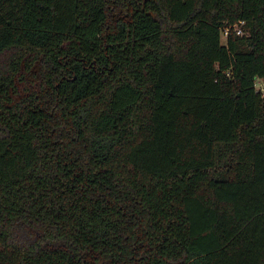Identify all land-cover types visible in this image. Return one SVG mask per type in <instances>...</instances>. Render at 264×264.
<instances>
[{
	"label": "trees",
	"instance_id": "1",
	"mask_svg": "<svg viewBox=\"0 0 264 264\" xmlns=\"http://www.w3.org/2000/svg\"><path fill=\"white\" fill-rule=\"evenodd\" d=\"M263 84L264 0H0V264H264Z\"/></svg>",
	"mask_w": 264,
	"mask_h": 264
},
{
	"label": "built area",
	"instance_id": "2",
	"mask_svg": "<svg viewBox=\"0 0 264 264\" xmlns=\"http://www.w3.org/2000/svg\"><path fill=\"white\" fill-rule=\"evenodd\" d=\"M235 30H236V33L237 34H241L242 32H241V29L238 27V26H235ZM226 33H227V30L226 31H224V35L226 36ZM258 85L259 86H262V83L260 82V83H258Z\"/></svg>",
	"mask_w": 264,
	"mask_h": 264
},
{
	"label": "rangeland",
	"instance_id": "3",
	"mask_svg": "<svg viewBox=\"0 0 264 264\" xmlns=\"http://www.w3.org/2000/svg\"><path fill=\"white\" fill-rule=\"evenodd\" d=\"M221 40H222V43H225V35H224V34H223ZM263 85H264V84H263Z\"/></svg>",
	"mask_w": 264,
	"mask_h": 264
}]
</instances>
